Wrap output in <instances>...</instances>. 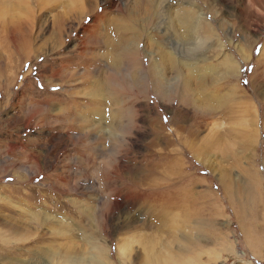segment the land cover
<instances>
[{
    "label": "rangeland",
    "instance_id": "rangeland-1",
    "mask_svg": "<svg viewBox=\"0 0 264 264\" xmlns=\"http://www.w3.org/2000/svg\"><path fill=\"white\" fill-rule=\"evenodd\" d=\"M25 1L6 4L36 15L37 0ZM39 1L45 17L73 13L62 24V44L48 37L51 22H35L28 56L15 55L11 70L0 73L13 80L9 94L0 86V264H264V93L252 96L248 87L252 71L264 68V29L258 41L249 30L264 5L240 17L237 0ZM187 26L197 29L188 40ZM94 34L106 43L96 49L100 57L136 54L148 69L130 75L157 80L154 91L141 86L135 105L123 103L138 116L118 147L105 142L102 132L113 124L102 119L105 128H97L99 115L77 129L56 120L69 89L80 109L91 95H113L50 72L73 60L88 63L72 70L91 65L83 50ZM5 53L3 68L10 65ZM215 84L241 91L216 120L220 142L202 152L217 129L211 119L199 121L192 139L181 127L179 110L188 107L177 95L187 93L199 107ZM109 100L100 109L107 115L119 102Z\"/></svg>",
    "mask_w": 264,
    "mask_h": 264
},
{
    "label": "bare ground",
    "instance_id": "bare-ground-1",
    "mask_svg": "<svg viewBox=\"0 0 264 264\" xmlns=\"http://www.w3.org/2000/svg\"><path fill=\"white\" fill-rule=\"evenodd\" d=\"M52 1H54V0H52ZM57 1H60V0H55V2H52V3L55 4V3H57ZM75 1L78 4L82 0H75ZM87 1L91 2V0H87ZM27 2H28V0H27ZM237 2L242 6L241 10H239L237 8L239 11L238 13L240 14V17H243L245 15V13H244L245 10L248 11V10L252 9L253 5H255V4H259L260 6L264 5V0H237ZM6 3H7L6 0H4V1L0 0V5L4 4V7L2 6L3 8L0 7V52H2V51L6 52L5 54H6L7 58L9 59L8 61H9L10 65L7 64L8 66H6V68L5 67L3 68L2 66L0 67L1 68L0 69L1 75L3 72H8L9 70H11L10 68L13 67L12 66L13 64H11L12 59L15 55L19 56V55L25 54L24 56H28L27 53H29V52H26V51L31 50V44H32L31 40H32L33 26H34L33 24L35 22H37V23L40 22V24L51 22L52 28L50 30L48 37L50 39L55 38V40L59 41V43L62 44L63 41L60 37L61 32H62V28H63L62 24L64 23V20L67 18V15L70 16V14L73 13V11L69 12L70 14H68L67 12H64V13L58 12V13H55L54 15H50L49 17H45V15H43V13H44L43 7L45 5V2L41 1V3L43 4L42 5L40 3V1L37 0V3H38L37 8L39 9V11L38 12L36 11L37 14L34 12L36 15L30 16V14L28 12L29 10H27V11L23 10V8H22L23 5L19 7L16 3L13 4V2H11L10 5H7ZM18 3H20V2H18ZM22 3H24V2H22ZM28 3H30V1ZM71 3H68V4H71ZM57 5H55V6L52 5V6L57 7ZM90 5H91V3H90ZM259 5H257V6H259ZM10 8H12V10H15V11L17 8L19 11L23 10L24 13L28 12V14L24 15V17L17 16L18 12L16 11V13H12L13 11L12 12L9 11ZM74 8H76V7H74ZM76 9L79 10L80 8L78 9V7H77ZM77 12L75 11V14H77ZM248 12H250V11H248ZM182 13H183V15L185 14L186 17L188 16L187 10H185ZM250 13H249V16H250ZM255 17H256V18H254L255 22L251 25L250 29L248 27L249 24L247 25L246 23L243 22V18H242V23H243L242 25L245 26L247 30L249 29L250 31H252L256 35V40L258 41L263 34L262 32L264 29V17H261L257 13L255 14ZM98 18H102V16H98ZM170 19H171V17H170ZM172 19H175V18L172 17ZM172 27H174V26H172ZM180 30H183V29H180ZM196 30H197L196 28L190 29V27L187 26V31H188L187 32V40L191 39L192 36L196 35ZM89 36H91V35H89ZM84 44H85V47H89V49L83 50V51H87V53H89L91 55L90 56L91 58H88V60L91 59V62H92L91 65H87L81 71L80 70H78V71L72 70L73 67H77L79 65L88 63V62H86L87 59H85L86 60L85 63H79V62L73 60V62L71 64H68L65 66L60 65L59 68H57L55 70L51 69L50 72L53 74V76L54 75L59 76L61 78V81L66 80V78H71V77L75 78V76H77V78L82 79L83 85H85L87 87L89 86L93 90L96 88H97V90H99L98 89L99 86H102L101 87L102 90H106V91L108 90L113 95H110V93L106 94V92H105L106 96L104 94L98 95L95 92L94 94H97L98 96L97 95H94V96L91 95V97H89L90 98L89 101L82 102L87 107L80 109L79 107L81 105V102L79 100L73 98V96H72V94H74L75 90L69 89L70 91L68 90L67 98L59 100V103L63 105V108H62V112L59 114L60 118H57L56 120H57L58 125L60 127H63L66 129H77V128H80V126H82L84 124V122L88 123L90 120H92V118H95L93 115H95V116L99 115L98 118L101 117L100 118L101 122L97 128H99L100 126H101L100 128H102L103 124L105 125V122H106V125H105L106 127L111 126L113 124L112 125L113 131L108 130L109 131L108 133H105L107 131H106V128L103 126L105 129L102 132V136L104 137L105 134L108 135L107 138L105 137L106 138L105 142H107L108 144H111L112 146L118 147L122 143L123 135L125 133H127L131 128H134L136 125V122H137L136 116H138V115H137L136 109L134 107L135 103L133 101H136V99L142 93V90H144V89H141V86H147L148 85V88H150V90L154 91V88H155L154 83H157V80L153 77V79H154V82H153L152 79L146 78L144 76L133 77L130 75L131 69H137L140 72H143L146 69H148V68H145L144 65H142L140 62H138V58H137L136 54L121 53L119 58L118 57L117 58H111V56L107 53V55H106V57L108 58L107 60L104 59V56L100 57L101 53L96 51V49L97 48L100 49L102 46L105 48L106 43H105V40L103 41L101 36L98 34H94L93 36H91L87 40L85 39ZM55 45H57V44H55ZM187 50L189 51L188 48H187ZM102 53L105 54V52H102ZM78 56H81V55H78ZM27 58H29V57H27ZM83 60H84V58H83ZM116 63L120 64V66H118V64H116ZM1 75H0V86H1V84L4 85V87L7 90V94H9V86L11 85V81H13L12 77H10L9 74H7L8 78L4 79L3 76H1ZM81 79L79 82H81ZM248 84H249L248 87L251 89L252 96H259V95L264 93V68L263 67L258 66L257 68H255L252 71L251 78H250V81ZM233 87H230L228 93H226V92H221V90L223 89V85H221V84H215L211 87L207 86L205 88V90L203 91L202 103L199 107H195V106L192 107L193 103H195V102L193 101V98L188 97L187 93L185 94V96L184 95L182 96L181 94L177 95L178 102H180V104L182 103L184 106L188 107L187 110L186 109H180L179 112L183 114L182 116H184L181 118L182 123H187V124L182 125L181 127L187 131V134L190 137H192V139L197 134V127H196L197 124L196 123L199 121H202L204 123V125H207V119H211V122L213 121V127H215L217 129V130H215L216 132L214 131L213 134L209 135L206 140L203 139V145H201L203 147L202 152L207 151L208 149H211V151H213V149L215 147L214 142L219 143L221 140L219 138H220V134H222L223 132H222V130L221 131L218 130V125H217L218 123L216 120L221 119L218 116L220 114L224 113V109L226 108V106H230L231 99H233V100L235 99L236 95L235 94H234L235 96L233 95V91L237 92L238 90H240L238 88V86L237 87L235 86V88H233ZM240 96H243V98L244 97L246 98V96L251 97V95L247 92L246 93L245 92L240 93ZM132 98L134 99L133 101H132ZM109 99H112L113 101H114V99L119 100V102H116L117 105L114 108L115 110H113V112H112V109H110L111 110L110 114L107 115V113L103 112L100 109H103V108H101V106H103L105 104H107V105H108V103L112 104L109 102L110 101ZM162 99L163 100L167 99V95L166 94L163 95ZM246 99L249 100L248 98H246ZM130 101H132L134 103V105H132L131 107H127L124 105V104H126V102H130ZM250 102H252V101L250 100ZM47 106L48 105H46V104H45V106H43V112L44 113L45 112L48 113L49 109ZM104 107H106V106H104ZM253 107H255V106H253ZM244 108H245V106H244ZM250 110H253V109H250ZM81 112H82V115H81ZM254 113H256V112H254ZM88 114H90L92 116L89 117ZM102 119L105 120V122ZM46 120H48V119H46ZM16 121H18V120L16 119ZM81 121L83 123H80ZM112 127H110V128H112ZM250 133H251V131H248V134H250ZM251 136L252 137L250 138V140L246 141V144H253L252 142L254 140V136L253 135H251ZM111 138L113 139L112 142L110 141ZM200 142H202V141H200ZM263 142H264V139H263ZM199 146H200V144L198 145V147ZM113 149L117 150V148H113ZM109 150H110V152H112L111 151L112 148H110ZM152 193L155 194V192H152ZM156 195H159L158 197L161 198V201H164V203H166L169 200L168 196L166 195V193L163 190L158 189L156 191ZM117 206H118V204H117Z\"/></svg>",
    "mask_w": 264,
    "mask_h": 264
},
{
    "label": "snow or ice",
    "instance_id": "snow-or-ice-1",
    "mask_svg": "<svg viewBox=\"0 0 264 264\" xmlns=\"http://www.w3.org/2000/svg\"><path fill=\"white\" fill-rule=\"evenodd\" d=\"M245 83H247V81H245Z\"/></svg>",
    "mask_w": 264,
    "mask_h": 264
}]
</instances>
